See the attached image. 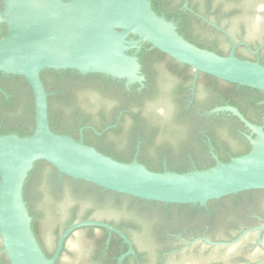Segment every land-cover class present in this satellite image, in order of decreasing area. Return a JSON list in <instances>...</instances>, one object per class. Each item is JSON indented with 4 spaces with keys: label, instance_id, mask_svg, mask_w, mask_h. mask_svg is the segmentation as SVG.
I'll return each mask as SVG.
<instances>
[{
    "label": "flooded vegetation",
    "instance_id": "obj_1",
    "mask_svg": "<svg viewBox=\"0 0 264 264\" xmlns=\"http://www.w3.org/2000/svg\"><path fill=\"white\" fill-rule=\"evenodd\" d=\"M149 1L160 15H168L175 25L182 24L183 33L194 42L214 50H228V55L235 45L237 58L264 66L263 0ZM3 6L4 0H0V13ZM6 33L0 18V39ZM152 51L140 44L137 50L129 52H136L143 77L141 84L127 85L125 80L101 74L82 75L70 69L52 70L44 76L41 73L48 96L57 108L65 111L62 120L70 137L77 136L84 143V132L89 130L108 144L114 134L124 136L130 122L135 120V113H140L141 119L152 117L170 124H189L191 129L180 138L163 139L159 134L151 138L145 130L130 155L132 161L143 155L162 171L175 172L206 168L215 161L213 155L218 160L219 155L231 159L245 144L250 145L247 139L250 131L238 119L242 125L231 128L234 139L230 141L221 134L219 123H203L213 114L226 113L218 119L221 121L235 116L214 112L230 105L213 107L210 86L199 79V73L191 69L192 74L186 75L183 65L175 64L171 58L155 59ZM28 90L22 77L0 72V111L8 106L28 109ZM245 94L257 93L249 88ZM256 99L253 106L245 99L240 100L239 106L245 114L253 111L252 118H244L264 129V112L254 110L255 106L264 105V93ZM115 144L120 152L127 151L125 143ZM55 176L52 195L45 194L43 200L45 217L39 218L45 237L50 228L59 232L49 252L53 254L67 227L81 221L109 225L128 241L101 227L78 228L65 239L57 264H63L62 257L69 251L68 242L78 232L85 234L92 264H264V229H258L264 225V198L259 195L264 190L240 192L198 208L128 201L89 183L66 181L59 173ZM37 211L43 212L40 206ZM41 243L42 250H47L42 239Z\"/></svg>",
    "mask_w": 264,
    "mask_h": 264
},
{
    "label": "water",
    "instance_id": "obj_2",
    "mask_svg": "<svg viewBox=\"0 0 264 264\" xmlns=\"http://www.w3.org/2000/svg\"><path fill=\"white\" fill-rule=\"evenodd\" d=\"M0 18L7 29L0 39V72L24 78L34 106L31 135H0V264L1 251L8 264H55L69 234L87 226L107 229L128 243L109 225L81 221L61 233L52 256L47 257L32 232V219L23 199L24 182L36 161L104 191L164 205L205 207L211 200L264 190V130L232 106L214 112H228L244 124L250 131V150L228 162L213 155L214 166L185 173L152 172L136 160L116 161L82 139L54 133L48 123L49 94L40 78L44 70L70 69L82 75L125 80L127 85L141 84L136 52L129 53L140 44L195 73L264 92V66L237 58L235 45L227 56L198 48L178 33L173 21L158 15L149 0H4ZM220 45L225 49L223 43ZM54 234L52 228L48 237L41 231L47 250ZM68 246L63 264H92L83 232L76 233Z\"/></svg>",
    "mask_w": 264,
    "mask_h": 264
},
{
    "label": "trees",
    "instance_id": "obj_3",
    "mask_svg": "<svg viewBox=\"0 0 264 264\" xmlns=\"http://www.w3.org/2000/svg\"><path fill=\"white\" fill-rule=\"evenodd\" d=\"M152 9L158 15H160L154 5H152ZM165 18L171 21L168 15ZM176 26H177L178 33L189 43L197 46L198 48L206 49L208 51L214 52L215 54L219 56L228 55V50H214L211 47L206 48L202 44L194 42L193 40H191L189 37H187L183 33L184 29H183L182 24H179ZM145 45L147 47H150L147 44ZM151 55L155 59H159V60L166 61L170 59L168 56H166L165 54L157 50H153L151 52ZM175 64H177V62H175ZM182 67H183L182 71L184 72V74L186 75L192 74V70L190 67L185 66V65H183ZM51 71L52 70H49V69L44 70L42 72V76H44L46 73L51 72ZM199 75H200L199 79L202 80L206 85L210 86V91H211L213 102H214L213 107L222 106L227 103L230 106L236 107L239 110V112L243 114V116L247 120L252 118V116L254 115L253 111L249 112L248 114L243 113L242 109L239 106L240 100L245 99L253 106L254 103L258 100L256 99L258 95L264 92L254 90V92H256L257 94L253 96L252 95L247 96L245 94V92L249 90V88L247 87L237 86L235 84H231V83H228L222 80H218L206 74L199 73ZM40 78H41V74H40ZM23 80L24 78H22V81ZM41 81L44 84L43 79ZM45 90L47 92V89ZM28 93L29 95L26 98V104H27L28 109L25 107L24 110H20V109L18 110L15 107L8 106L7 109H5L4 111L3 110H1L2 112L0 111V135L16 133L18 136L24 137V136H29L32 134L34 130V106H33V97H32L30 90H28ZM47 103H48V123H49L50 129L54 133H57L59 135H68V133L66 132L67 126L62 120L64 119L63 114L65 113V111L61 108H57L54 105L51 96L47 97ZM254 108H255L254 110H259V111L264 112V105L255 106ZM133 115L135 116V120L130 122L127 131H124L125 132L124 136L118 137L117 135L114 134V136L111 138L110 143L107 144V143L102 142L100 138H97L93 134L92 131L88 130L84 132V144L94 147L98 152H101L102 154L109 156L116 161H119L122 163H130L132 162L130 155L135 145L137 144V142L143 139L145 130L149 132V137L151 138L154 135L159 134L161 135L163 139H169L173 137L180 138L184 133H187L191 129V125L189 124H181V123L179 124L178 122L170 124V123L163 122V120L160 118L154 119L152 117L148 119H144V118L141 119L139 117L140 113H135ZM225 116H226V113L213 114L207 120L205 121L203 120V123L204 122L219 123L218 125L220 126L221 134L227 135L226 139L230 141L231 139H234L232 137L233 132L231 131V128L236 125H239V124L242 125V124L237 120L236 117H232L231 115L229 116L227 121L218 120L219 118L225 117ZM29 128L32 129L31 132L29 131ZM96 131L101 132V128H97ZM111 131L114 133L116 132L113 130ZM74 139L77 140V136H74ZM115 143H125L127 146V151L120 152L117 149V146H115L116 145ZM245 145L246 147L243 146V148H241L239 151L238 150L236 151L237 153L235 152L236 155H234V157L244 155L250 150V145H247V144ZM218 157H219V161L221 162H228L230 160V158H224L221 155H219ZM137 161L140 164H143L148 170L152 172H158V173L164 172L161 169H159L158 164L151 161V159L150 158L148 159L146 156L142 155L140 156V158L138 157ZM214 165H215V161L212 160L211 163L206 168H209ZM206 168H200L197 170L206 169ZM171 172H175V171H171ZM185 172H188V170H177L176 171V173H185ZM56 173L57 171L54 168H52L50 165H48L47 163L43 161H36L33 164L32 169L28 173V176L23 186V199H24V202L26 203L28 213L32 219L31 229L41 249H43V247L41 243V227H40L39 218L41 219L45 217V213L43 211L45 209V206L43 205V202H44L43 200H44L45 194L52 195V190H53V187L56 181L55 180ZM62 179L71 182V179L68 178L67 176L62 175ZM259 195H261L264 198V191L259 192ZM121 197L124 200H128V201H139L138 199L131 198V197L124 196V195H121ZM229 197H232V195L222 197L220 198V200L224 201V200H227ZM141 201L144 202L143 200ZM214 202L215 200H211L207 203V205H210ZM158 204L163 205L162 203H158ZM169 205H173V204H169ZM39 206L41 207V210L43 211L41 213L37 211V207ZM185 206L188 207L191 205H185ZM197 207L200 208L199 205H197ZM58 235H59V232L58 233L55 232L54 234L55 240L57 239ZM43 253L47 257L52 256V253L49 252L48 250L44 249ZM1 256H2L1 258L2 263L8 264V261L2 251H1ZM57 263L58 261L55 262V264Z\"/></svg>",
    "mask_w": 264,
    "mask_h": 264
}]
</instances>
